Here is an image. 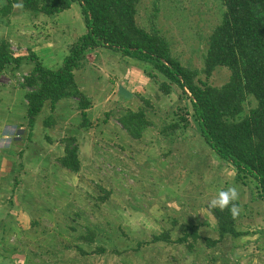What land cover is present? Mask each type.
I'll return each instance as SVG.
<instances>
[{
    "label": "rangeland",
    "instance_id": "1",
    "mask_svg": "<svg viewBox=\"0 0 264 264\" xmlns=\"http://www.w3.org/2000/svg\"><path fill=\"white\" fill-rule=\"evenodd\" d=\"M6 1L0 0V8ZM224 8L221 0H141L137 20L149 29V19L155 12L157 27L170 40L172 54L183 65L198 69V78L222 86L229 80L231 71L227 67H218L207 79L203 67L208 37L221 22ZM11 17L15 18V26L4 23ZM0 24L4 28L0 38H7L11 33L24 38L15 45L18 52L26 51L27 54L28 43L37 41L35 46H43V42L52 40L53 56L43 48L41 51L44 52L41 58L48 67L51 62V67L56 66L68 54L70 45L87 30L79 3L53 16H34L23 8L14 7L12 15ZM32 67L33 63H24L14 71L10 66L6 72L9 77L19 78ZM127 69H130L128 74ZM16 72L20 73L17 75ZM75 78L92 100L88 109L90 126L81 127L77 99L64 98L54 112L48 102L43 107L36 119L33 139L28 138L27 133L17 134L20 138L16 143L23 149L30 145L32 148V144L39 149V143L47 135L62 146L61 139L78 136L82 163L78 177L74 178L75 173L66 170L67 183L52 182L50 206H45L44 211L37 209L36 212L49 215V230L43 239L37 240L35 233L36 240L34 238L28 254L31 264H39V260H48V264H264V200L258 197L254 181L250 178L246 179L247 183L238 181L236 169L213 152L200 136L192 117L191 100L178 85L172 84V92L164 94L159 90V82L168 79L153 65L124 57L121 52L108 48L90 53L87 64L75 70ZM3 81L11 84L9 78ZM120 83L134 95L123 98L119 93ZM142 96L152 101L153 108H148L147 115L157 125H161V119L181 121L180 116L188 112L186 131L189 136L173 148L172 152L177 154L173 160L164 155L172 145L159 142L157 128L148 131L140 143L130 139L116 119L127 109L138 110L145 106ZM256 105L254 97L249 96L245 112ZM114 109L115 116H108V111ZM49 115H53L55 121L48 129L43 120ZM16 119L19 120L18 115ZM83 131L89 138L82 134ZM21 159L26 164L25 158ZM80 175L82 182L78 180ZM231 186L239 192L236 202L241 212L236 218L237 228L248 234L237 238L225 236L217 244L208 245V238L219 237L209 201L220 190ZM105 190L111 191L106 202L95 201V195H106ZM85 206L94 209L91 211ZM77 211L82 217L75 216ZM34 216L38 217V214ZM73 218L78 219L74 221ZM78 220L79 223L93 221L97 224L98 246L94 243L85 245L77 238L86 231L82 228L71 230L70 226ZM37 226L34 228L38 229ZM193 226L199 227L200 238L193 241L189 237L188 241L177 242ZM162 231L169 233L172 242L153 241L154 235ZM78 243H82L85 253L78 249Z\"/></svg>",
    "mask_w": 264,
    "mask_h": 264
},
{
    "label": "trees",
    "instance_id": "2",
    "mask_svg": "<svg viewBox=\"0 0 264 264\" xmlns=\"http://www.w3.org/2000/svg\"><path fill=\"white\" fill-rule=\"evenodd\" d=\"M140 1L7 0L1 6L2 22L12 15L13 5L17 3H22V8L34 16L57 15L71 8L74 3H79L86 24L87 30L70 45L68 54L56 68L45 66L32 50L27 55L16 53L10 38H0V77L7 75L6 71L10 66L14 71L24 63H33L29 73L19 78L13 77L14 75L13 78L9 77L11 83L15 82L14 84L26 89L27 126L31 131L34 129L37 116L47 102L54 112L59 101L64 98L77 99L82 117L81 127L90 126L88 109L92 106V100L77 83L75 70L87 64L88 55L94 50L112 49L121 52L124 57H132L153 65L168 79L159 82V90L164 94L169 95L172 92V84L178 85L183 94L191 100L192 117L198 126L200 136L213 152L236 169L238 181L247 183V178L254 181L258 197L264 200V0H221L225 8L221 22L208 37L203 72L209 79L216 68L227 67L231 75L222 86H215L207 80L198 78L200 74L198 69L183 65L181 60L172 54L170 40L157 27L155 12L149 19L151 26L149 29L139 24L137 14ZM149 76L154 75L149 73ZM132 95L123 97L130 98ZM249 96L254 97L257 105L249 112H245ZM142 100L145 106L142 105L138 110L127 109L116 117L117 121L126 130L129 138L137 142H141L148 131L157 128L159 142L172 145V149L164 154L172 159L177 155L172 152L173 148L180 140L189 136L186 131L189 123L186 117L188 112L180 116L181 121L161 119V125H157L147 115L148 108H153L152 101L143 96ZM115 112V109L112 112L108 111L107 115L115 116ZM52 116L49 115L43 120L44 126L50 127L54 123L55 119ZM61 141L65 152L56 159L57 163L68 171L78 173L82 163L77 137L70 135ZM175 165L178 166L176 163ZM82 178L83 176L80 177V181ZM105 192V196L95 195L94 200L106 202L111 191ZM94 207L97 209L98 204L96 203ZM92 209L94 208L91 207V211ZM210 211L217 221L219 237L208 238L206 241L208 245L217 244L225 236L237 238L248 234V231L237 228L236 218L231 216L228 209L221 211L218 208H210ZM75 216L82 217V213L77 211ZM77 219L73 218L74 221ZM70 228L72 231L85 229L86 231L77 238L85 245L94 243L98 246L99 233L95 222L79 223L78 220ZM118 228L120 229V226ZM198 228V226L188 228L190 231L187 229L177 242L188 241L189 237L196 241L200 238ZM153 241L172 242L169 233L163 231L154 235ZM81 244L78 243L77 247L85 253ZM188 246L192 247V244L189 243ZM17 247L9 249L22 251L23 247L20 245ZM98 248L102 252L105 251L103 247Z\"/></svg>",
    "mask_w": 264,
    "mask_h": 264
},
{
    "label": "crops",
    "instance_id": "3",
    "mask_svg": "<svg viewBox=\"0 0 264 264\" xmlns=\"http://www.w3.org/2000/svg\"><path fill=\"white\" fill-rule=\"evenodd\" d=\"M13 19L15 18L11 17L4 23H7V25L14 24L15 26L16 21H13ZM0 23H3V21H0ZM2 30L4 31V28L0 24V34H3ZM11 34L7 38H10L13 47L24 39L16 33ZM27 40L31 42L30 37ZM52 42V40L43 42V46H39V44L35 46L38 43L37 41L32 42V45L28 43L27 54L32 50L45 65L44 59L41 58L44 52L41 51L43 48V51L46 50L50 53L54 47ZM19 54L27 55L26 51L23 53L20 51ZM50 56H53L52 52ZM62 61L63 59L58 64L56 63L54 67H51L53 64L51 62L49 68L60 66ZM129 70L127 69L126 74L129 73ZM19 73L16 72L17 75ZM4 78H9V76L4 74L0 77V264H31L28 261V254L31 251L29 247L36 240V237L37 240L45 237L44 233L49 230L50 220L49 215H42L41 212L36 211L40 208H43L44 211L45 206H50L49 193L52 191V182L67 183L65 176L67 169L61 167L56 161L58 157L64 155L65 149L62 144L52 141L48 135L39 143V149H36L35 144H32V148L31 145L30 147H24L25 149L19 147L20 144H17L16 140L20 137H17V134L19 132L23 135L27 133L28 138H32V136L34 138L36 136V124L32 131L26 126L28 124L26 89L14 84L16 78L13 79L14 83L11 84L5 83ZM122 83L119 87L120 95H132L133 92L124 87ZM16 115L19 116V120L16 119ZM44 127L49 129V127ZM82 134L89 138L88 133L83 131ZM21 138L23 139V136ZM143 140L140 143H143ZM33 145L35 146L33 147ZM31 149L34 150V153L31 152ZM202 151L207 152L206 149H202ZM21 158H25L26 164L23 163ZM21 171L22 174L20 175ZM78 173H75L74 178L79 176ZM78 180L80 181L79 178ZM34 214H38V217H35ZM36 226L38 229L34 228ZM36 242L39 244V241ZM18 245L23 247L22 251L10 250ZM38 263L48 264L49 261L39 260Z\"/></svg>",
    "mask_w": 264,
    "mask_h": 264
},
{
    "label": "clouds",
    "instance_id": "4",
    "mask_svg": "<svg viewBox=\"0 0 264 264\" xmlns=\"http://www.w3.org/2000/svg\"><path fill=\"white\" fill-rule=\"evenodd\" d=\"M15 8H22V3L14 4ZM239 200V192L235 186H231L226 190H220L217 196L209 201V208L219 209L224 211L228 209L233 218H237L240 215L241 208L236 203Z\"/></svg>",
    "mask_w": 264,
    "mask_h": 264
},
{
    "label": "built area",
    "instance_id": "5",
    "mask_svg": "<svg viewBox=\"0 0 264 264\" xmlns=\"http://www.w3.org/2000/svg\"><path fill=\"white\" fill-rule=\"evenodd\" d=\"M13 49H14V51H15L16 53H19L17 47H13Z\"/></svg>",
    "mask_w": 264,
    "mask_h": 264
}]
</instances>
